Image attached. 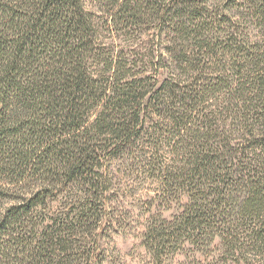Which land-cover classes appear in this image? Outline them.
<instances>
[{"label":"trees","instance_id":"16d2710c","mask_svg":"<svg viewBox=\"0 0 264 264\" xmlns=\"http://www.w3.org/2000/svg\"><path fill=\"white\" fill-rule=\"evenodd\" d=\"M88 1L0 0V264H93L119 163L157 263L264 264V0Z\"/></svg>","mask_w":264,"mask_h":264},{"label":"rangeland","instance_id":"374dc122","mask_svg":"<svg viewBox=\"0 0 264 264\" xmlns=\"http://www.w3.org/2000/svg\"><path fill=\"white\" fill-rule=\"evenodd\" d=\"M87 7L97 11L88 0ZM141 43L134 47L138 49ZM124 45L122 42L120 47ZM160 74L159 78H162L164 73ZM137 170L130 163H119L115 167L113 185L108 193L107 214L103 219L104 230L99 231L98 247L95 245L98 251H94L93 264H159L141 245L144 218L151 214L157 221L169 217L173 210H164L165 204L157 200L150 205L146 193H143L146 184H142ZM199 261V256L193 257L192 253L184 251L164 264H201Z\"/></svg>","mask_w":264,"mask_h":264}]
</instances>
